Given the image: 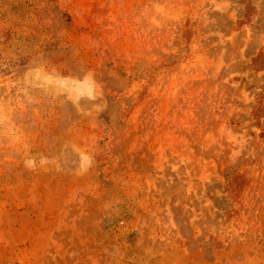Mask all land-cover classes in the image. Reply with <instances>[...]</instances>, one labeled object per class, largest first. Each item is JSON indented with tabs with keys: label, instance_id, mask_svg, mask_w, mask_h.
<instances>
[{
	"label": "rangeland",
	"instance_id": "374dc122",
	"mask_svg": "<svg viewBox=\"0 0 264 264\" xmlns=\"http://www.w3.org/2000/svg\"><path fill=\"white\" fill-rule=\"evenodd\" d=\"M0 264H264V0H0Z\"/></svg>",
	"mask_w": 264,
	"mask_h": 264
}]
</instances>
